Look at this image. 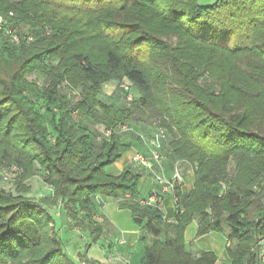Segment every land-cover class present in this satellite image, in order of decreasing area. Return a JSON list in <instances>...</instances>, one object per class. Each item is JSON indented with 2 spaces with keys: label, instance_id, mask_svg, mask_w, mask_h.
I'll use <instances>...</instances> for the list:
<instances>
[{
  "label": "trees",
  "instance_id": "trees-1",
  "mask_svg": "<svg viewBox=\"0 0 264 264\" xmlns=\"http://www.w3.org/2000/svg\"><path fill=\"white\" fill-rule=\"evenodd\" d=\"M0 15L24 28L18 43L0 30V159L21 170L15 194L0 190V264H98L63 252L46 210L57 206L62 220L95 242L103 233L98 198L141 219L139 264H215L213 252L184 242L194 220L197 237L226 239L230 264L257 263L264 0H0ZM109 82L116 90L106 97L101 88ZM63 83L79 91V102L60 92ZM137 112L158 119L168 134L157 130L144 140L133 125ZM156 138L162 159L150 160L151 171H107L135 142L149 148ZM167 159L191 165V191L175 185L160 193L155 176L174 177L156 168ZM36 168L51 189L48 199L25 196L30 189L22 182ZM138 170L151 175L156 190L141 195ZM153 194L171 197L170 217L161 203L140 205Z\"/></svg>",
  "mask_w": 264,
  "mask_h": 264
},
{
  "label": "rangeland",
  "instance_id": "rangeland-1",
  "mask_svg": "<svg viewBox=\"0 0 264 264\" xmlns=\"http://www.w3.org/2000/svg\"><path fill=\"white\" fill-rule=\"evenodd\" d=\"M214 1L215 0H198V3L202 6H206L213 4ZM10 17L11 16H9L8 19V17H2L0 15V30H5L7 34H10V36L20 34L21 29L24 28L20 25L17 26V24H15L16 26L13 23L11 24ZM109 83H106L102 86V93L103 91L105 93H108L111 90L112 85L114 84ZM59 90L66 96L70 94L73 95L74 99H72V102H79L80 96L77 89L72 88V86L67 85L66 83H63L60 85ZM130 94L132 98H135L137 95L133 89L130 90ZM134 119L135 120L133 125H137L136 127L139 128L138 132L146 137L144 140L151 139L157 130L160 131L159 134H161V132L163 134H168L166 129L160 126L158 119L151 117L147 112H137L134 115ZM127 129L128 128L125 126L124 131H126ZM8 163L9 162H7L6 160L0 159V190L15 194L16 184H21L19 179L21 170L11 162L10 164ZM120 166L121 165H118L119 168ZM231 167L232 164L229 165L230 169ZM115 170L113 169V167L107 169V171L110 173H116ZM4 174L8 175L10 180L4 181ZM42 174L43 173L36 168L34 175L22 182L23 186H28L30 189V192L25 194V196L33 199L34 201L48 199L51 195V189L47 185H45ZM176 175L179 179L176 185L181 187L183 177L179 172H177ZM150 176L151 175L149 174L148 177ZM104 200V209H102L104 213L103 215L100 214L96 217L97 221L102 224L104 232L102 233V237L95 242H93L87 232L80 228H74L71 224L62 220V216L60 215L57 206H46V210L55 221L54 224L56 226L59 239L62 243L63 252L70 259L78 262L80 260V257L84 255L88 259L90 256L92 258H95V255H97L98 252H101L100 248H102L103 250H107L106 246L108 242H110V240L114 238H116V241L118 239H123L125 241V244L122 247L128 248L129 251L127 258L123 256V258L120 259V257H118L111 263L115 264L119 260H126L128 264H139L144 253L143 244L139 241L141 235L144 233L142 232V226L134 223V216L132 215L130 210L125 208L120 209L117 203L111 198H105ZM164 212L165 214H167L166 209H164ZM192 225H194V223ZM147 241L148 243L151 242V238L148 236ZM112 250L115 253L116 249L113 248ZM115 255L118 256L116 253Z\"/></svg>",
  "mask_w": 264,
  "mask_h": 264
},
{
  "label": "crops",
  "instance_id": "crops-1",
  "mask_svg": "<svg viewBox=\"0 0 264 264\" xmlns=\"http://www.w3.org/2000/svg\"><path fill=\"white\" fill-rule=\"evenodd\" d=\"M109 84L112 85L111 90L108 93H105L103 91V94L106 97H110L114 94L116 90V83L110 82ZM114 96V95H113ZM163 143V141H162ZM166 148V146H165ZM163 150V149H162ZM150 148L145 147V145L142 143L135 142L132 149L125 153V155L117 161L112 167L115 170L116 173L119 174L122 170L126 168H133L132 164V158L137 154L141 153L145 156L150 157ZM118 165H121L120 168ZM157 170H159L160 173H162L166 177H172L177 174V172L181 173L183 177V182L180 187L181 192L183 194L188 193L193 188V170L191 165L189 163L184 161H171L167 159V161H163L162 164L159 166H156ZM139 171V170H138ZM142 174V177L140 179V192L141 195L147 193L148 190L151 192L156 190V184L153 183L152 179L148 177L147 171H140ZM142 189V190H141ZM105 198H98L99 202H101L102 206L100 209L101 215H103L104 211L102 209L103 205L105 204ZM161 209L165 215V217H170L173 211V202L171 200V197L169 195H164V199L161 202ZM164 209H166L167 214H165ZM194 223V225H192ZM102 226V224H100ZM197 230H198V224L197 221H192L185 229L184 232V242L192 251H211L216 256L215 264H230L229 258L227 257L226 249H227V241L226 239L219 233L215 232H209L205 235H202L200 237H197ZM102 231L104 232V229L102 228ZM102 237V236H101ZM118 239V238H117ZM116 242V238L110 240L108 242L106 249L103 250L100 248L101 252H98L97 255H95V258L89 257V260L95 261L98 264H112L111 262L118 257L127 258V255L129 253L128 248H124L121 246H116L114 243ZM113 248H115V253L118 255L116 256L113 252ZM118 248V249H117ZM121 254V255H120ZM100 257V258H97Z\"/></svg>",
  "mask_w": 264,
  "mask_h": 264
},
{
  "label": "built area",
  "instance_id": "built-area-1",
  "mask_svg": "<svg viewBox=\"0 0 264 264\" xmlns=\"http://www.w3.org/2000/svg\"><path fill=\"white\" fill-rule=\"evenodd\" d=\"M12 40L15 43H18V38L17 36H11ZM109 134V132H107V135ZM149 148H150V159L145 158L144 156L140 155V154H136L133 158H132V163L133 165H135L138 168H144L147 169L149 171L152 170V163L151 161H153L154 163H159V161L162 159L161 156H159L158 152L156 151L158 148V140L157 138L154 140H151L149 143ZM151 160V161H150ZM3 180L4 181H8L10 180L9 176L4 174L3 175ZM178 177L177 175H174V177L172 178V181H167L159 176H155V182L161 187L160 193L163 194H168L169 192L173 191L174 186L176 185L177 181H178ZM128 198V196H126V199ZM162 202V198L157 196V194H153L152 196H150L146 201H139L140 205H147V206H153L156 203H161ZM116 246H121L125 244V241L123 239H118L115 243ZM257 249H258V253H257V258H258V264H264V234L260 235L257 237L256 239V243H255ZM121 259V258H120ZM115 264H128V262L126 260H119L117 261Z\"/></svg>",
  "mask_w": 264,
  "mask_h": 264
},
{
  "label": "water",
  "instance_id": "water-1",
  "mask_svg": "<svg viewBox=\"0 0 264 264\" xmlns=\"http://www.w3.org/2000/svg\"><path fill=\"white\" fill-rule=\"evenodd\" d=\"M133 221L137 225H140L141 224V219H139V218L134 217ZM257 253H258V249H257V247L255 245V254H256V257H257ZM256 264H258V258H257V263Z\"/></svg>",
  "mask_w": 264,
  "mask_h": 264
}]
</instances>
